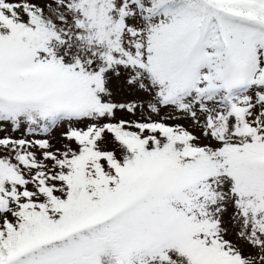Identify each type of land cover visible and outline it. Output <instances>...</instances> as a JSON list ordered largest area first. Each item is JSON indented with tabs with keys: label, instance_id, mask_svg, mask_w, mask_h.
I'll use <instances>...</instances> for the list:
<instances>
[{
	"label": "snow or ice",
	"instance_id": "snow-or-ice-1",
	"mask_svg": "<svg viewBox=\"0 0 264 264\" xmlns=\"http://www.w3.org/2000/svg\"><path fill=\"white\" fill-rule=\"evenodd\" d=\"M0 264H264V0H0Z\"/></svg>",
	"mask_w": 264,
	"mask_h": 264
},
{
	"label": "rangeland",
	"instance_id": "rangeland-1",
	"mask_svg": "<svg viewBox=\"0 0 264 264\" xmlns=\"http://www.w3.org/2000/svg\"><path fill=\"white\" fill-rule=\"evenodd\" d=\"M112 87L114 91H116L117 95L116 98L118 100H128L133 98V94L129 92L127 88L123 86L122 81H114L112 84ZM179 122L184 123L185 126H189L191 124V121L179 119ZM83 126V125H82ZM66 130V126L59 127L53 131L52 135V143L55 145L56 148H61V146L64 143H67V141L64 140L62 133Z\"/></svg>",
	"mask_w": 264,
	"mask_h": 264
}]
</instances>
